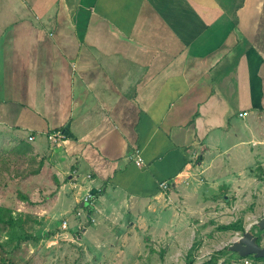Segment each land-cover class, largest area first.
I'll use <instances>...</instances> for the list:
<instances>
[{"label": "crops", "instance_id": "0c3cea01", "mask_svg": "<svg viewBox=\"0 0 264 264\" xmlns=\"http://www.w3.org/2000/svg\"><path fill=\"white\" fill-rule=\"evenodd\" d=\"M67 125L96 220L227 206L226 159L264 157V0H0V131L40 149Z\"/></svg>", "mask_w": 264, "mask_h": 264}, {"label": "rangeland", "instance_id": "374dc122", "mask_svg": "<svg viewBox=\"0 0 264 264\" xmlns=\"http://www.w3.org/2000/svg\"><path fill=\"white\" fill-rule=\"evenodd\" d=\"M50 135L47 141L40 139L42 148L30 144L26 149L16 136L0 131V208L16 219L10 235V226H0V264L243 263L227 247L245 230L260 232L255 223L264 216V157L250 145L244 147V158L226 159L220 171L224 186L244 172V187L238 195L234 186L228 191L227 206H214L202 215L178 208L180 215L154 228L128 218L96 220L90 204L75 192L69 168L57 153L61 147ZM255 135L264 141V128ZM249 138L244 135V141ZM217 194L210 190L211 196ZM63 221L68 222L67 230L61 229ZM233 224L243 230L223 228ZM261 237L264 244L263 232Z\"/></svg>", "mask_w": 264, "mask_h": 264}, {"label": "water", "instance_id": "95a60500", "mask_svg": "<svg viewBox=\"0 0 264 264\" xmlns=\"http://www.w3.org/2000/svg\"><path fill=\"white\" fill-rule=\"evenodd\" d=\"M63 135H69V125L62 131ZM255 225L259 230H264V216L260 218ZM227 249L232 253H237L239 256L245 258L254 255L257 258H264V246L257 242V236L249 231H243L242 235L236 240H233Z\"/></svg>", "mask_w": 264, "mask_h": 264}, {"label": "trees", "instance_id": "16d2710c", "mask_svg": "<svg viewBox=\"0 0 264 264\" xmlns=\"http://www.w3.org/2000/svg\"><path fill=\"white\" fill-rule=\"evenodd\" d=\"M22 148H29L30 147V143L21 140V144ZM20 151V149H19ZM42 165V164H41ZM40 170V169H39ZM39 170H37L35 172V174L39 173ZM94 194V193H93ZM22 199L28 200V198L24 195H21ZM92 208L89 207V212L91 213ZM2 224H7L8 226H10V232L9 235L11 234V231H13L15 229V225H16V219L11 215V211H8L7 209H3L0 208V226ZM224 229H236V230H243V226L239 225V224H233V225H229V226H225L223 227ZM76 237L80 238L81 235L80 234H76Z\"/></svg>", "mask_w": 264, "mask_h": 264}, {"label": "built area", "instance_id": "2783aa9c", "mask_svg": "<svg viewBox=\"0 0 264 264\" xmlns=\"http://www.w3.org/2000/svg\"><path fill=\"white\" fill-rule=\"evenodd\" d=\"M242 115V114H241ZM64 135H63V133L62 132H54V133H52L51 135H50V138H52V141L54 142V143H60V142H62V139H64ZM136 163L138 164V165H140L141 163H142V158L140 157V155H139V151H136ZM161 188H163L164 190L165 189H167L168 188V184L167 183H161V186H160ZM94 194L93 193H88L87 195H86V197L83 199V202H84V204H91L92 203V200H93V198H94V196H93ZM61 229L62 230H67L68 229V222L67 221H63V223H62V226H61ZM244 260H243V263L242 264H252V262L248 259V257H245V258H243Z\"/></svg>", "mask_w": 264, "mask_h": 264}, {"label": "flooded vegetation", "instance_id": "af4514ba", "mask_svg": "<svg viewBox=\"0 0 264 264\" xmlns=\"http://www.w3.org/2000/svg\"><path fill=\"white\" fill-rule=\"evenodd\" d=\"M258 231V230H257ZM262 232L264 233V230H260V232H257L255 235L257 236V242L261 245L264 246V244L262 243V237L261 234ZM242 235V234H241ZM240 235V236H241ZM237 258L239 259H243V257L239 256L237 253H233ZM252 258L253 260H255L256 262H258L259 260H261L262 262H264V258H257L254 255H250L249 258ZM210 264V263H209ZM253 264V263H252ZM256 264V263H254Z\"/></svg>", "mask_w": 264, "mask_h": 264}]
</instances>
